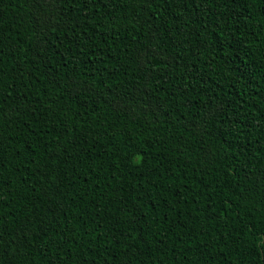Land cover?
<instances>
[{"label":"trees","instance_id":"trees-1","mask_svg":"<svg viewBox=\"0 0 264 264\" xmlns=\"http://www.w3.org/2000/svg\"><path fill=\"white\" fill-rule=\"evenodd\" d=\"M0 264H264V0H0Z\"/></svg>","mask_w":264,"mask_h":264}]
</instances>
